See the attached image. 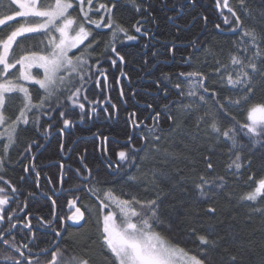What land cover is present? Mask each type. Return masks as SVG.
Here are the masks:
<instances>
[{"label":"snow or ice","instance_id":"1","mask_svg":"<svg viewBox=\"0 0 264 264\" xmlns=\"http://www.w3.org/2000/svg\"><path fill=\"white\" fill-rule=\"evenodd\" d=\"M118 3L119 0H10L7 10L0 12V26H6L8 29L0 27V152H2L0 171L4 170L11 149L17 146L18 134L21 131L35 127L36 131L42 129V134H48L52 129V124L48 121L54 120V113H58L63 123L59 132L64 135V130L74 125L77 110L79 120L83 122L97 114V105L103 107L102 101L89 97V89L86 87L93 81L100 87L101 77L104 80L103 88L109 87L100 57L110 60L114 66L118 61L124 64L125 58L117 45L139 38L130 34L128 28L116 18L114 10ZM128 3L137 13H147V16H143L132 25L135 33L140 36L150 35V30L145 27V21L152 16L150 6L144 7L143 0L139 2L128 0ZM236 3L247 15L249 10L245 6L246 0H236ZM12 5H15V8H12ZM216 8L221 12L224 25H229V30L240 36L239 41L234 42L236 52L229 53L228 63H222L217 59V67L210 73L196 68L191 71H180L175 83L172 82L170 74L163 73L161 79L164 83L157 81L156 88L162 89L167 97L170 91L168 86L171 85L176 90L177 97L163 106L169 122L167 132L161 125L164 112H155L151 117L153 121L151 125L137 119V114L133 112L130 114L133 129H140L144 133L139 137L141 146L137 147L130 135L124 149L116 152L115 162L106 144L101 146L102 154L107 157L105 163L110 175L116 176L123 172L132 183H143L145 191L149 185L156 188V194L151 198H141L135 194H116L113 188L103 187L104 181L99 179L98 174L93 173L85 157L81 156L82 167L74 170L79 183L75 184L73 189H69L71 198L67 200V208L70 214L57 216L56 201L48 196V199L52 200L53 216L59 222V227L54 226L53 222L46 218H38L39 226L51 228L55 237L63 239L64 233L69 231L71 225L82 228L89 216H95L99 242L109 254L105 256L109 264H216L211 257L206 258L208 249L218 245V241L213 240L210 235L200 234L196 228L190 229L199 242L197 251L200 255H197L173 242L160 230V226L164 224L161 208L163 189L160 188L158 180L160 177L167 179L171 177L156 167L143 171L142 163H137V158L141 162H146L157 153H162L164 157L174 156L167 148L162 149L161 144L166 137L191 134L186 131L184 122L185 118L193 113L197 114L195 123L197 130L207 120L205 135H210L216 142H221L222 139L228 146L227 169L230 174L236 175L237 179L242 175V169L250 164V161H245L243 155L245 146L264 148V102L250 103L255 78L257 76L264 78V35L255 28L244 26V21L230 0H216ZM224 9L231 15H224ZM168 19L173 18L169 16ZM11 21H16L15 26L9 24ZM152 22H155L154 19ZM216 28L220 29L221 25L217 24ZM99 35H107L108 38L103 42L102 51L97 52V48L100 47V41L97 39ZM191 47L193 53L184 58L186 62H191L193 54L201 51L206 56H215V52L207 46L200 48L198 41H192ZM168 51L173 52V48H169ZM109 52L110 56L107 55ZM157 54L153 53L154 56ZM211 75L219 77L222 85L226 82L232 94L221 99L219 90L208 85ZM121 76H125L123 71ZM29 85L36 88H30ZM34 91L38 92L35 97ZM14 94H20L22 102L13 118L6 114V108ZM123 95L122 90L121 96ZM229 106L241 111L247 106L244 119L231 115L228 112ZM147 107L151 109L153 106L149 104ZM173 107L176 109V115H173ZM112 109H117V105L112 104ZM202 109L204 111L200 115ZM220 112L226 117L231 116V122L227 127L220 124ZM104 114L111 116L106 107ZM44 117L48 120L43 119ZM45 124L47 127H44ZM98 138L101 137L98 135ZM102 140L106 142L108 137H103ZM35 143L37 142H31ZM31 144L24 148L25 153L33 151ZM61 151H64L63 142ZM141 153L143 155H140ZM21 155L24 156L23 153ZM204 159L208 161L207 169L211 170L213 165L210 157L205 156ZM126 167L136 168V174L129 175L125 171ZM60 169L63 183L66 171L64 163H60ZM24 171L26 173L35 171V166L32 169L26 166ZM21 179L24 180L25 177ZM36 179L39 181V173ZM248 179L252 180L253 176L250 175ZM3 183L8 185L14 194L20 191L6 179ZM225 184L223 176H212L209 171L208 174L199 175L198 182L194 183V189L198 197L210 198L214 190H223ZM37 187H40L39 183ZM80 191H86L89 197L95 198L99 205L98 215L95 205L83 203L81 197L75 194ZM34 195L35 193L28 192L29 197ZM11 199L13 198L5 194V188L0 187V212L4 213L0 214V223L5 221V216L8 223L7 227L0 229V244L3 245V248H0V264H93L88 255L70 251L67 246L57 244L55 239L51 246L37 245L38 253H33L30 244H18L13 234L19 223V221L13 223L17 210L9 211L4 208L5 205H9ZM240 200L257 205L252 207L251 211L264 215V206H261L264 205V178L257 180L256 186L241 196ZM25 208L26 202L24 208L19 210L24 211ZM205 211L212 215L216 213L211 204ZM23 219L26 222L22 227L28 229L29 234L35 239L31 221L27 215ZM68 221H71V225L67 223ZM230 261L231 264H236V256L232 255ZM260 264H264V257H261Z\"/></svg>","mask_w":264,"mask_h":264},{"label":"trees","instance_id":"2","mask_svg":"<svg viewBox=\"0 0 264 264\" xmlns=\"http://www.w3.org/2000/svg\"><path fill=\"white\" fill-rule=\"evenodd\" d=\"M230 3L241 16L245 27L255 28L257 32L264 35V0H246L245 6L249 10L247 15H245L244 9L236 3V0H230ZM9 4L10 0H0V12L6 11ZM143 6H150L149 10L152 13V16H149L145 21V27L150 30V35L147 36L135 33L132 27L137 20L147 16V13H137L128 0H119L117 8L114 10L119 22L128 28L130 34L137 35L139 38L117 45L121 55L125 58L124 64H120L118 61L114 66L110 60L100 57L101 67L108 77L109 87L103 88V77L100 78V87L96 86L95 81L86 87L89 89V97L102 101L103 107L97 105V114L92 119H85L83 122L79 120V110H77L74 125L65 129L64 135L59 132L63 123L58 113H54V120L48 121L52 124V129L48 134H42V129L39 132L36 131L35 127L21 131L18 134L17 146L11 149L4 170L0 171V177H3V180L6 179L13 186L20 188L21 177H25L27 174L31 181L28 187L22 185L21 189L34 193L36 184L34 174L39 173L41 184H46L45 189H47L46 178L56 188L59 185L61 172L58 161L62 163V155L71 148L70 159L67 162L68 166L65 165L66 171L62 183V187L67 190L69 197H71L69 189H73V186L79 183L74 170L82 167L81 156L85 157L86 163L93 173L98 174L99 179L104 181L103 187L113 188L116 194H135L141 198H151L156 194V188L149 185L148 190L145 191L143 183H132L123 172L116 176L110 175L105 163L107 157L101 151L102 144H106L114 162L116 161V152L124 149L130 135L133 137L135 145L141 146L139 137L144 133L140 129H133L130 121V114L133 112L137 114V119L143 120L148 125L153 123L151 117L155 115V112H164L161 117V125L167 132L169 122L163 106L177 97L176 90L171 85L168 86L170 91L167 97L162 89L156 88L157 81L161 84L164 83L161 79L162 74H170L172 82L175 83L180 71H191L196 68L210 73L217 67V59L222 63H228L229 53L236 52L234 42H238L240 36L230 31L229 25H224L221 12L216 8V0H143ZM11 7L15 8V5ZM224 14L231 15L230 13ZM169 16L173 19L169 20ZM22 19L17 18V20ZM9 24L15 26L16 21H11ZM217 24L221 25L220 29L216 28ZM0 27L6 28V26ZM6 30L8 29L6 28ZM107 38V35L97 36L100 41L97 52L102 51L103 42ZM192 41H198L200 48L207 46L212 49L215 56H206L201 51L193 54L191 62H186L184 58L193 53ZM169 48H173V52H169ZM154 52L158 54L154 56ZM107 55L110 56L111 53L109 52ZM121 71L125 73V76L119 79ZM208 85L210 88L219 90L221 99L232 94L228 90L226 82L222 85L219 77L215 75L210 76ZM29 87L36 88L32 85ZM122 90L123 97L121 96ZM33 95L37 96L38 92L34 91ZM21 102L20 94H14L8 102L6 114L14 118ZM260 102H264V78L257 76L254 80V92L250 103ZM112 104H116L117 109L113 110ZM149 104L153 106L151 109L147 107ZM104 107L109 110L111 116L104 114ZM246 107L241 111L234 106H229L228 112L243 120ZM172 111L173 115H176L175 107ZM203 111L202 109L199 114L202 115ZM217 111L219 110L217 109ZM196 116L197 114L193 113L190 117L185 118V129L191 134H177L164 138L161 148H167L174 156L164 157L162 153H157L146 162H141L137 158V163H142L143 171L156 167L171 177V179L160 177L158 180L160 188L163 189L161 208L164 224L160 226V230L173 242L197 255H200L197 251L199 242L190 229L196 228L200 234L210 235L213 240L218 241V245L208 249L206 258L211 257L216 261V264H231L230 257L232 255L236 256V264H260L261 257H264V215L252 212L251 208L257 205L247 201L242 202L240 197L251 191L256 186L257 180L264 178V148L245 146L243 155L245 161H250V164L242 169V175L237 179L236 175L230 174L227 169L228 146L222 139L221 142H216L210 135H205L207 120L197 130L195 128ZM43 119L48 120L47 117ZM219 120L221 126L227 127L231 122V116L226 117L223 112H220ZM21 127L23 128V126ZM44 127H47V124ZM98 135L101 138H98ZM62 137L64 138L63 152L61 151ZM103 137H108V140L104 142ZM32 141L37 143L31 144ZM242 143L246 144L244 141ZM29 144L33 151L25 153L24 148ZM38 145H43V149L38 152L32 162V157L42 148ZM21 153L27 158L25 159ZM205 156L210 157V162L213 165L211 170L207 169L208 161L204 159ZM63 163L65 164V162ZM26 166L29 169L35 166V171L26 173L24 171ZM125 171L131 175L136 174L137 170L126 167ZM209 171L212 176H223L226 181L225 187L223 190H214V194L210 198L198 197L195 193L194 183L198 182L201 173L208 174ZM250 175L253 176L252 180L248 179ZM22 181L23 184L28 182L26 177ZM7 190H11V188L8 187ZM75 194L81 197L83 203L89 206L95 205L98 215L99 205L95 198L89 197L86 191ZM40 201L38 206L41 213L39 216L52 221L51 203L45 200ZM55 201L56 215L59 216L63 214L66 201L57 199ZM209 204L216 209L215 215L206 213L205 210ZM27 208L31 209L30 204ZM98 237L96 217L89 216L87 223L82 228L71 225L69 231L64 233L63 239L60 238L59 245L67 246L70 251L74 250L78 254L88 255L93 264H109V261L105 259V256L109 254L104 251Z\"/></svg>","mask_w":264,"mask_h":264},{"label":"flooded vegetation","instance_id":"3","mask_svg":"<svg viewBox=\"0 0 264 264\" xmlns=\"http://www.w3.org/2000/svg\"><path fill=\"white\" fill-rule=\"evenodd\" d=\"M62 142H64L63 137H62ZM42 149L43 147L35 153V155L32 157V162L34 158L36 157V155L38 154V152ZM70 149L67 151V153L62 155V160H63L62 163L65 162L66 166H68L67 162L70 159L69 157ZM58 163L60 164L61 161H58ZM34 176H35L34 180H36L35 189H34L35 195L31 197L27 195L29 192L28 190L25 191L21 189L22 185L23 187H28L31 181L30 177L27 174H25V177H26V181H28L27 182L28 184L27 183L23 184V181L20 180V184H21L19 188L20 191L15 194L12 193L11 190H7L8 187L6 184L3 183V179H0V187L5 188V194L13 198L10 200L9 205H5L4 208L8 209L9 211H11V209L17 210L16 218L13 220V223H17V221H19L17 228L13 230V234L16 236L17 243L18 244H30V246H32L33 248V253H38L39 248L37 247V245H39L40 247H47L49 246L50 243L52 244L53 239H55L57 244L60 243V238L55 237V234L54 232L51 231V228L45 229L43 226L38 225V218H42L41 216H39V213H41L39 206H38L39 203L41 202L40 200L49 201L52 205V208H53L52 200L57 199L59 201H66L65 209L62 213L70 214L67 208V200L71 197H69L67 190L62 187L61 172H60L59 185L56 188L49 182L50 180L46 178L45 181L47 182V189H45L46 184L45 183L41 184L40 176H39V181H37L36 179V174H34ZM37 183H39L42 189L41 187L39 188L37 187ZM48 196H51L52 200H49ZM23 199H25V201H23ZM25 202L27 203V207L30 204L31 209L25 208L24 211H20L19 210L20 208H24ZM55 213H56V208H55ZM0 214H4V213L0 212ZM26 215L28 216V219L31 221L33 225V232L35 233V239H33V237L29 234L28 229L22 227L23 223L26 222L23 219ZM52 222L54 226L59 227V222L56 225L57 220L54 219V216H53ZM70 222L71 221H68L67 223L70 224ZM7 226H8V223H7V219L5 216V221L3 223H0V229L5 228ZM9 238H11V236ZM0 248H3L2 244H0ZM33 259H35V255H33Z\"/></svg>","mask_w":264,"mask_h":264},{"label":"rangeland","instance_id":"4","mask_svg":"<svg viewBox=\"0 0 264 264\" xmlns=\"http://www.w3.org/2000/svg\"><path fill=\"white\" fill-rule=\"evenodd\" d=\"M223 11H224V13H227L226 9H224ZM224 15H226V14H224Z\"/></svg>","mask_w":264,"mask_h":264},{"label":"water","instance_id":"5","mask_svg":"<svg viewBox=\"0 0 264 264\" xmlns=\"http://www.w3.org/2000/svg\"><path fill=\"white\" fill-rule=\"evenodd\" d=\"M122 77H124V76H120L119 79L122 78Z\"/></svg>","mask_w":264,"mask_h":264}]
</instances>
